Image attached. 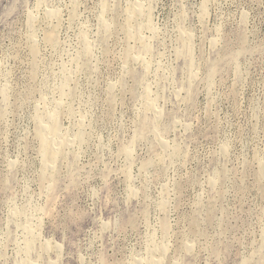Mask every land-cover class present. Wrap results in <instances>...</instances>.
Masks as SVG:
<instances>
[{"label":"rangeland","instance_id":"obj_1","mask_svg":"<svg viewBox=\"0 0 264 264\" xmlns=\"http://www.w3.org/2000/svg\"><path fill=\"white\" fill-rule=\"evenodd\" d=\"M0 264H264V0H0Z\"/></svg>","mask_w":264,"mask_h":264},{"label":"bare ground","instance_id":"obj_2","mask_svg":"<svg viewBox=\"0 0 264 264\" xmlns=\"http://www.w3.org/2000/svg\"><path fill=\"white\" fill-rule=\"evenodd\" d=\"M80 1V0H79ZM73 4V3H72ZM135 4V3H134ZM109 8V7H108ZM138 10V9H137ZM143 10V9H142ZM143 12V11H141ZM141 15V14H140ZM53 16V15H52ZM147 16V15H146ZM208 17V16H207ZM52 18V17H51ZM34 22V21H32ZM107 29V28H106ZM53 31V30H52ZM51 36V35H50ZM86 40V39H85ZM191 41V40H190ZM41 43V42H40ZM34 53V52H33ZM94 53V52H93ZM192 78V77H191ZM54 112L52 114L46 115L45 122H41V131H40V138L42 140V151H43V159L44 157L46 158L47 156H55L59 157V152H60V146L57 144H54L52 140H55L58 138V134L60 133V126L58 125V116L59 112L58 110H53ZM185 133V132H184ZM58 140V139H57ZM59 141V140H58ZM52 142V143H51ZM60 144V143H59ZM63 145V144H62ZM175 155V154H174ZM164 156V155H162ZM127 158V157H126ZM58 165V164H57ZM47 172L54 173V170H50L47 168ZM138 176V175H137ZM11 218V217H10ZM42 220V219H41ZM41 237V236H40ZM32 238V237H30ZM38 239V237H37ZM40 240V239H39ZM33 241V240H32ZM36 241V240H35ZM22 242V241H21ZM45 244V243H44ZM46 245V244H45ZM26 248H30V242L26 241Z\"/></svg>","mask_w":264,"mask_h":264}]
</instances>
